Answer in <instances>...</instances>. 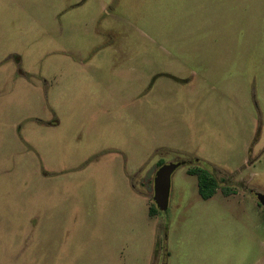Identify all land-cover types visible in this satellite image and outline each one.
Returning <instances> with one entry per match:
<instances>
[{
  "label": "rangeland",
  "instance_id": "1",
  "mask_svg": "<svg viewBox=\"0 0 264 264\" xmlns=\"http://www.w3.org/2000/svg\"><path fill=\"white\" fill-rule=\"evenodd\" d=\"M252 192L264 0H0V264H264Z\"/></svg>",
  "mask_w": 264,
  "mask_h": 264
},
{
  "label": "water",
  "instance_id": "2",
  "mask_svg": "<svg viewBox=\"0 0 264 264\" xmlns=\"http://www.w3.org/2000/svg\"><path fill=\"white\" fill-rule=\"evenodd\" d=\"M178 165L179 163L162 164L155 172L153 200L160 211H164L167 208L170 190V177ZM252 196L261 206L264 207L263 193L252 192Z\"/></svg>",
  "mask_w": 264,
  "mask_h": 264
},
{
  "label": "trees",
  "instance_id": "3",
  "mask_svg": "<svg viewBox=\"0 0 264 264\" xmlns=\"http://www.w3.org/2000/svg\"><path fill=\"white\" fill-rule=\"evenodd\" d=\"M160 164H162L160 162ZM188 174L195 175L197 178V192L202 199H208L214 195L219 185L211 172L202 167H193L187 170ZM223 192L227 195L230 190L224 188ZM159 211L156 207L150 206L149 214L153 215Z\"/></svg>",
  "mask_w": 264,
  "mask_h": 264
}]
</instances>
